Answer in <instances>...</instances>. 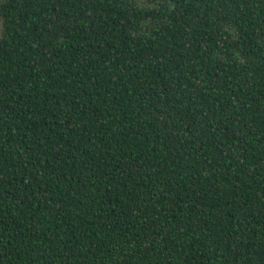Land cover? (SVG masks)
<instances>
[{
	"label": "trees",
	"instance_id": "16d2710c",
	"mask_svg": "<svg viewBox=\"0 0 264 264\" xmlns=\"http://www.w3.org/2000/svg\"><path fill=\"white\" fill-rule=\"evenodd\" d=\"M0 23V264H264V0Z\"/></svg>",
	"mask_w": 264,
	"mask_h": 264
},
{
	"label": "rangeland",
	"instance_id": "374dc122",
	"mask_svg": "<svg viewBox=\"0 0 264 264\" xmlns=\"http://www.w3.org/2000/svg\"><path fill=\"white\" fill-rule=\"evenodd\" d=\"M0 29H1V23H0Z\"/></svg>",
	"mask_w": 264,
	"mask_h": 264
}]
</instances>
